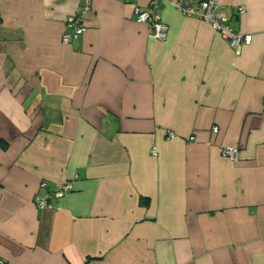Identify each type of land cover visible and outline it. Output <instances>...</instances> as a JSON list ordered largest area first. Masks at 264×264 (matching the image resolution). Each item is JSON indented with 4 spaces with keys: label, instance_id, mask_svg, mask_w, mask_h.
Segmentation results:
<instances>
[{
    "label": "crops",
    "instance_id": "0c3cea01",
    "mask_svg": "<svg viewBox=\"0 0 264 264\" xmlns=\"http://www.w3.org/2000/svg\"><path fill=\"white\" fill-rule=\"evenodd\" d=\"M153 2L0 0L5 264H264V0L220 1L239 50Z\"/></svg>",
    "mask_w": 264,
    "mask_h": 264
},
{
    "label": "built area",
    "instance_id": "2783aa9c",
    "mask_svg": "<svg viewBox=\"0 0 264 264\" xmlns=\"http://www.w3.org/2000/svg\"><path fill=\"white\" fill-rule=\"evenodd\" d=\"M221 0H154L153 7L158 8L161 3L167 2L181 15L189 18L201 19L211 25L214 31L218 32L232 48L239 50L243 45H250L252 42V36L243 35L235 32L229 24V19L223 12L220 4ZM92 0H86V8L84 12L91 11ZM240 13H244V8L239 9ZM136 20L140 24H147L150 29V35L152 38L159 41L166 40L168 36V26L164 24L159 17L149 11H141V9H135ZM86 29L82 26L81 20L76 17H70L67 20L66 31L63 36V42L70 44L77 37L83 35ZM218 130L214 129V133ZM169 137L175 139L174 134H169ZM222 155L225 158L235 160L237 158V151L231 148H225L222 151ZM47 185H42V188ZM73 186L71 182H65L58 184L54 187L53 192L47 197V199H41L37 197L36 205L39 208L50 207L51 201L54 198H63L72 190ZM54 197V198H53ZM0 264H5L4 261H0Z\"/></svg>",
    "mask_w": 264,
    "mask_h": 264
},
{
    "label": "rangeland",
    "instance_id": "374dc122",
    "mask_svg": "<svg viewBox=\"0 0 264 264\" xmlns=\"http://www.w3.org/2000/svg\"><path fill=\"white\" fill-rule=\"evenodd\" d=\"M62 184V183H61ZM42 187V186H41Z\"/></svg>",
    "mask_w": 264,
    "mask_h": 264
},
{
    "label": "trees",
    "instance_id": "16d2710c",
    "mask_svg": "<svg viewBox=\"0 0 264 264\" xmlns=\"http://www.w3.org/2000/svg\"><path fill=\"white\" fill-rule=\"evenodd\" d=\"M144 204V203H143Z\"/></svg>",
    "mask_w": 264,
    "mask_h": 264
}]
</instances>
